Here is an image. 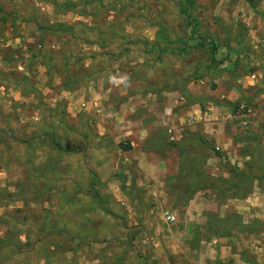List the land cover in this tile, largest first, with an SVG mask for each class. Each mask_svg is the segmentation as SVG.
<instances>
[{
  "label": "rangeland",
  "instance_id": "1",
  "mask_svg": "<svg viewBox=\"0 0 264 264\" xmlns=\"http://www.w3.org/2000/svg\"><path fill=\"white\" fill-rule=\"evenodd\" d=\"M251 1L0 0V264H235L241 215L205 195L226 166L201 165L188 113L225 87ZM145 125L148 149L118 148Z\"/></svg>",
  "mask_w": 264,
  "mask_h": 264
},
{
  "label": "crops",
  "instance_id": "2",
  "mask_svg": "<svg viewBox=\"0 0 264 264\" xmlns=\"http://www.w3.org/2000/svg\"><path fill=\"white\" fill-rule=\"evenodd\" d=\"M240 20L245 25L238 34L239 45L235 50L222 47L215 54L218 63L231 70L224 76L225 87L219 89L213 98H192L194 102L188 121L190 125L196 122L201 127L189 128L205 143L203 148L207 150V158L201 165L226 166V170L222 169L223 174H208L211 179L222 183L219 188L208 185L205 195L212 197L214 193H220L225 197V200L219 201L220 206L232 207L241 215L244 227L241 235L245 236V243L236 240L237 251L236 254L232 251L231 255L233 262L264 264V12L249 13L245 10ZM154 101L152 110L161 114L162 102L157 98ZM156 125L157 120L153 127L156 128ZM154 128L145 125L138 132L134 128H125L124 135L130 136H127L124 145L119 143L118 148L131 152L137 139H141L144 141L143 148L148 149V140L152 138L150 130ZM177 129L169 128L168 132L175 134ZM122 146H128V149ZM144 155L141 163L147 164L148 155ZM235 183L239 185L232 186ZM243 184L250 185V189L240 187ZM202 194V191L195 192L187 201ZM90 244L92 242L87 241L85 246ZM246 252L250 253L248 259L244 256ZM219 260L221 263L226 261Z\"/></svg>",
  "mask_w": 264,
  "mask_h": 264
},
{
  "label": "clouds",
  "instance_id": "3",
  "mask_svg": "<svg viewBox=\"0 0 264 264\" xmlns=\"http://www.w3.org/2000/svg\"><path fill=\"white\" fill-rule=\"evenodd\" d=\"M108 82H110L114 86L128 87V86H130L131 78L126 73L115 74V75L114 74H109Z\"/></svg>",
  "mask_w": 264,
  "mask_h": 264
},
{
  "label": "trees",
  "instance_id": "4",
  "mask_svg": "<svg viewBox=\"0 0 264 264\" xmlns=\"http://www.w3.org/2000/svg\"><path fill=\"white\" fill-rule=\"evenodd\" d=\"M249 1L252 2L251 0H249ZM211 51H212V55H214L215 52H216V49L213 48ZM122 147H123L124 149H128V146H122ZM232 171H233V170H231V172H232ZM238 185H239L238 183H237V184L235 183V184H233L232 186H238ZM211 186L215 187L216 184L214 185V183H213V184H211ZM244 186L246 187V185H244V184H243V185H240V187H242L243 189H247V188H245ZM216 187H217V186H216ZM199 190H200V189H199ZM199 190H198V191H199ZM196 191H197V190L194 189V191L191 193L190 190H189V192H188V199H189V197H190L193 193H195ZM219 195L221 196V194H219Z\"/></svg>",
  "mask_w": 264,
  "mask_h": 264
},
{
  "label": "built area",
  "instance_id": "5",
  "mask_svg": "<svg viewBox=\"0 0 264 264\" xmlns=\"http://www.w3.org/2000/svg\"><path fill=\"white\" fill-rule=\"evenodd\" d=\"M165 219H166L167 222L172 223L173 221H175V216L172 215V214H166L165 215Z\"/></svg>",
  "mask_w": 264,
  "mask_h": 264
}]
</instances>
